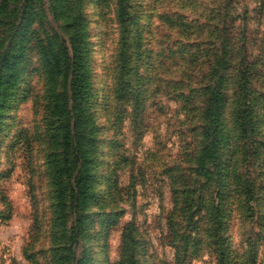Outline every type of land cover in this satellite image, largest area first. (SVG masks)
Returning a JSON list of instances; mask_svg holds the SVG:
<instances>
[{"label": "rangeland", "instance_id": "1", "mask_svg": "<svg viewBox=\"0 0 264 264\" xmlns=\"http://www.w3.org/2000/svg\"><path fill=\"white\" fill-rule=\"evenodd\" d=\"M212 1L216 0H192V5L198 3L194 10L190 5L181 13L187 19L181 29L170 26L167 20L173 15L167 4L173 7L177 5L175 0H130L134 17L130 29L135 26L134 35L141 32L140 37H144L142 56L131 76H141L146 82L144 88L152 93L138 121L121 118L114 95V76L119 71L122 47L117 0L82 1L87 53L83 66L89 87L81 115L82 126L94 136L96 167L93 200L78 207L74 200L65 202V150L58 137L64 131L65 117L72 134L75 128L76 112L71 100L74 65L67 62L65 68L61 53L64 47L65 56L72 57L69 39L76 30L72 19L76 3L63 12L56 0H28L27 9L39 15L31 26L37 35L26 45L29 59L19 63L17 86L8 91L11 99L5 105L0 102V264H77L81 258L84 264H175L177 241L165 218L172 206V182L166 171L177 170L178 165L182 166L180 169L190 168L183 163V157L186 151L193 152L198 135L194 108H188L182 116L179 109L184 106L170 98L172 89L187 91L193 85L178 83L182 72L195 76L191 67L181 66L176 41L180 35L189 41L198 37L212 41L208 28L201 29L202 32L196 29L192 35L186 29L194 19L192 11L202 20L208 19L215 6ZM184 2L180 0L178 4ZM219 5V24L225 21L226 13L237 11L239 19L231 28L233 39L264 58V0H220ZM22 26H17L19 31L13 38L7 30L0 32V51L20 48ZM40 37L52 39L54 51L50 54L59 60L60 68L55 69L53 79L44 71ZM64 95L66 107L62 117L50 99L57 96L60 101ZM118 119V126L113 127ZM126 148L135 158L139 180L146 181V188L140 185L138 189L133 251L130 239L123 241L133 209L128 208L123 214L116 209L120 199L123 208L131 201L127 192L131 180L128 169L121 162L114 167L119 158L123 159ZM57 168L61 170L58 181ZM111 169L118 176V190L111 189V196L105 199ZM79 223L80 234L71 240L72 229ZM186 242L183 264H217L208 235L196 232Z\"/></svg>", "mask_w": 264, "mask_h": 264}, {"label": "trees", "instance_id": "2", "mask_svg": "<svg viewBox=\"0 0 264 264\" xmlns=\"http://www.w3.org/2000/svg\"><path fill=\"white\" fill-rule=\"evenodd\" d=\"M56 1L63 12L65 8L75 6V3L77 9L72 17L76 30L74 29L69 39L72 57H66L64 47L61 53L65 68L67 62L72 61L74 65L71 100L73 111L76 112L75 128L72 134L69 119L65 117L62 122L64 131L58 137L63 143L62 150H65V202L74 200L80 207L93 200L96 167L94 136L89 128L82 126L84 117L81 115L89 87L87 72L83 66L87 54L82 24L83 0ZM175 1L177 5L173 7L170 3L167 4L173 11V17L167 20L170 26L182 29L187 19L181 13L191 7L192 0H185L181 4H178L180 0ZM219 2L220 0L211 2L215 6L209 11L206 20L192 11L194 19L186 25V29L191 30L190 35L196 29L200 32L204 28L210 29L207 33L212 41L200 40V37L194 40L189 38V41L183 35L176 41L180 48L179 59L183 61L181 66L191 67L195 76L182 72L184 74L181 73L178 83L193 85L188 86L187 91L172 89L170 98L184 106L179 109L181 115H185L188 108H194L198 120L195 133L198 135L193 152L186 151L183 157V163L189 165L191 170L180 169L182 166L178 165L177 170L169 168L166 171L172 182V206L165 218L177 241L175 264H183V252L188 248L186 241L196 232L205 233L212 240L211 247L217 254V264H264V58L254 55L248 45L233 39L231 28L239 19L237 11L231 13L228 6L225 21L219 24ZM27 3L28 0H0V32L7 30L13 38V34L19 31L17 26L21 24L24 32L20 48L18 46L0 51V97L3 99L0 102L4 105L11 99L8 91L17 86L16 77L21 72L20 61L29 59L30 52L25 51L26 45L37 35L31 26L39 15L29 11ZM197 3H193L192 10ZM117 7L122 47L119 71L114 76V95L121 118L138 121L142 117L141 111L146 108V99L152 94L144 88L146 82H143L141 76L140 79L131 76L137 71L144 37H140L141 32L134 35L135 26L133 30L130 29L129 24L134 23V17L130 13V0H117ZM5 12L8 13L4 14ZM218 32L220 37L217 38ZM39 40L44 52L41 58L45 63L44 71L48 78L53 79L55 69L60 66L59 60L50 54L54 51L52 39L40 37ZM63 97L60 101L57 96H51L50 99V104H55L62 117L66 107L65 95ZM194 103H197L196 107ZM47 104L49 106V102ZM118 122L119 119L115 120L113 127L118 126ZM113 146L116 148L114 142ZM120 162L130 175L127 192L131 201L130 205L123 208L120 205L123 201L120 199L119 206L116 208L115 205V208L120 214L125 213L128 208L133 209V215L123 234V241L129 238L133 251L132 243L137 230L135 209L138 189L140 185L146 188V181L139 180V169L135 167V158L129 148H126L123 159L119 158L114 167L119 166ZM76 171L78 174L73 183ZM56 172L58 176L55 174V180L58 181L61 170L57 168ZM107 178L105 199L111 196V189L118 190V176L114 169L110 170ZM119 193L115 192L116 195ZM60 195L61 191L58 197ZM116 202L112 201L113 204ZM76 219L80 221L79 216ZM77 225V228L72 229L73 235L69 236L71 240H76L80 234V223ZM82 260L79 259L77 264H84Z\"/></svg>", "mask_w": 264, "mask_h": 264}]
</instances>
